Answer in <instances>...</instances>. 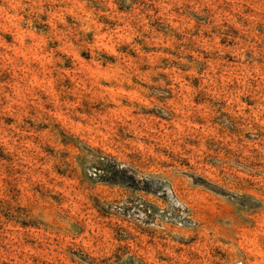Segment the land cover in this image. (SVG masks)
Returning a JSON list of instances; mask_svg holds the SVG:
<instances>
[{
	"label": "rangeland",
	"instance_id": "374dc122",
	"mask_svg": "<svg viewBox=\"0 0 264 264\" xmlns=\"http://www.w3.org/2000/svg\"><path fill=\"white\" fill-rule=\"evenodd\" d=\"M0 264H264V0H0Z\"/></svg>",
	"mask_w": 264,
	"mask_h": 264
}]
</instances>
